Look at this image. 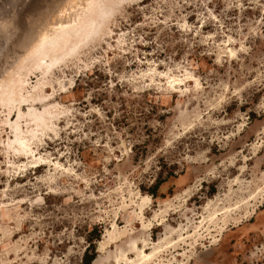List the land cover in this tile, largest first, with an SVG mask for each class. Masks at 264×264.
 <instances>
[{"label":"rangeland","instance_id":"374dc122","mask_svg":"<svg viewBox=\"0 0 264 264\" xmlns=\"http://www.w3.org/2000/svg\"><path fill=\"white\" fill-rule=\"evenodd\" d=\"M87 1L0 0V22L52 32ZM89 12L0 58V264H264V0Z\"/></svg>","mask_w":264,"mask_h":264},{"label":"bare ground","instance_id":"6f19581e","mask_svg":"<svg viewBox=\"0 0 264 264\" xmlns=\"http://www.w3.org/2000/svg\"><path fill=\"white\" fill-rule=\"evenodd\" d=\"M94 1L95 0H88L86 5L81 6L79 11L72 14V15H64V16L58 15V17H61L63 19L65 16H66V18H65V20L61 19V21L51 22V24H54V25H58V26L63 25L61 27H57L56 29L54 28V31H52V32H49L50 24L44 26L39 32L32 33V31H34V30L29 31V29H28V30H26L27 32L25 30L23 32V30H20L18 28V25L0 22V42H1V44H0V58L2 56L7 57L8 55H11V56L17 57V60L19 59L21 61H23L24 59H25V61H26V59H33L34 60L50 44H56V52L63 49L65 47L64 44L67 42V40L71 36V35H69L68 29H70V28L78 29V27L83 25V23L86 21L87 17L91 16L90 13H92V12H89V11H91L93 9ZM21 63H23V62H21ZM24 64H25V62H24ZM10 66H8V67H10ZM13 66L15 68L17 67V66H15V63ZM23 66H21V67H23ZM9 72H11V71H9ZM12 76L10 78L11 80H12ZM8 80L9 79H7V81ZM13 84H15V83H13V80H12V85ZM8 85H10V84H8ZM11 89H13V86L10 87V90L8 89L9 92L11 91ZM16 89H17V86H16ZM15 92H17V91H15ZM12 95H13V93H12ZM12 98H14V97H12Z\"/></svg>","mask_w":264,"mask_h":264},{"label":"trees","instance_id":"16d2710c","mask_svg":"<svg viewBox=\"0 0 264 264\" xmlns=\"http://www.w3.org/2000/svg\"><path fill=\"white\" fill-rule=\"evenodd\" d=\"M89 84L92 83V81H88ZM160 181V180H158ZM99 236L98 232L96 237ZM96 256V252H95V248H94V243H92V245L90 247H88L85 252L84 255L82 257V264H91V262L93 261V259Z\"/></svg>","mask_w":264,"mask_h":264},{"label":"water","instance_id":"95a60500","mask_svg":"<svg viewBox=\"0 0 264 264\" xmlns=\"http://www.w3.org/2000/svg\"><path fill=\"white\" fill-rule=\"evenodd\" d=\"M71 3H72V2H70V3H68V4L72 5V6H71L72 8H70V10L73 11V7H75V4H73V3L71 4ZM68 4H66V5H68ZM61 8H62V7H61ZM61 8H60V9H61ZM60 9H59V10H60ZM58 12H59V11H58ZM63 15H66V14H63ZM65 18H66V16L64 17V19L61 18V17H56L52 22H55V21H61V19L65 20ZM40 30H41V29H40ZM40 30H38V31H40Z\"/></svg>","mask_w":264,"mask_h":264}]
</instances>
